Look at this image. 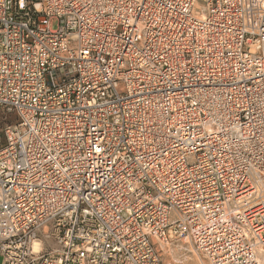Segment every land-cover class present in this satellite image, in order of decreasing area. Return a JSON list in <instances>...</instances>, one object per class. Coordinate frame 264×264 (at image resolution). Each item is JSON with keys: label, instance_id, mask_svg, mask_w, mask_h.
Listing matches in <instances>:
<instances>
[{"label": "built area", "instance_id": "2783aa9c", "mask_svg": "<svg viewBox=\"0 0 264 264\" xmlns=\"http://www.w3.org/2000/svg\"><path fill=\"white\" fill-rule=\"evenodd\" d=\"M264 254V0H0V264Z\"/></svg>", "mask_w": 264, "mask_h": 264}, {"label": "rangeland", "instance_id": "374dc122", "mask_svg": "<svg viewBox=\"0 0 264 264\" xmlns=\"http://www.w3.org/2000/svg\"><path fill=\"white\" fill-rule=\"evenodd\" d=\"M159 248L162 264H205L202 255L185 239L160 244Z\"/></svg>", "mask_w": 264, "mask_h": 264}, {"label": "bare ground", "instance_id": "6f19581e", "mask_svg": "<svg viewBox=\"0 0 264 264\" xmlns=\"http://www.w3.org/2000/svg\"><path fill=\"white\" fill-rule=\"evenodd\" d=\"M262 254H263V253H262ZM259 261H260L259 264H264V254L262 255V257L260 258Z\"/></svg>", "mask_w": 264, "mask_h": 264}]
</instances>
